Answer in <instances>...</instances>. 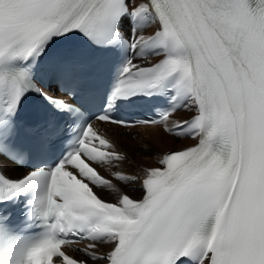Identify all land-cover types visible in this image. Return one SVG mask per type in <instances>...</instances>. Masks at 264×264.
Instances as JSON below:
<instances>
[{
  "label": "snow or ice",
  "instance_id": "6c2138e0",
  "mask_svg": "<svg viewBox=\"0 0 264 264\" xmlns=\"http://www.w3.org/2000/svg\"><path fill=\"white\" fill-rule=\"evenodd\" d=\"M96 121L196 143L112 171L127 156ZM16 136L42 167L0 182L44 184L50 227L27 264H264V0H0V140Z\"/></svg>",
  "mask_w": 264,
  "mask_h": 264
},
{
  "label": "bare ground",
  "instance_id": "6f19581e",
  "mask_svg": "<svg viewBox=\"0 0 264 264\" xmlns=\"http://www.w3.org/2000/svg\"><path fill=\"white\" fill-rule=\"evenodd\" d=\"M151 31L152 29L149 28L145 31L144 34L145 35L146 33L150 34ZM176 116L180 120L181 118L188 117L189 113H186L183 110H180L177 113H173L169 117L168 126L176 124L177 122L176 121L177 118H175ZM163 126L164 125H155V124L139 125L137 127L130 129L132 131H127V130L123 131L124 129L115 128L101 121L95 122V127L99 130V132H101L109 139H111L116 144L117 150L119 152L126 154L127 156L126 160L130 162L132 161V163H129L128 161L125 160L121 163L120 169H123L125 173L136 172L140 168L146 169L152 167H159V164L157 163V157L162 156L163 152H165L166 150H171L174 148L191 145L196 141L194 140L192 142V140H189L192 139L191 137H183V138H179L180 140H178L176 136L170 135L166 131H164ZM131 132L135 133L136 138H131V134H129ZM157 152L159 153L158 156H157ZM145 164L146 166H144ZM0 166L7 174L11 176H14L16 172H18V174L16 175H22L26 171V170H22L20 167L16 166L15 164L3 158L2 156H0ZM120 169H112V171H117ZM98 170L103 175L108 176L110 179H112L113 183L116 184L118 189L128 190L127 185L124 182L115 180L111 176L110 172H107L104 169H98ZM96 191H99V194L104 199L107 200L113 199V193L110 190L100 191L99 189H96ZM103 194H106L110 197H105ZM129 195L137 196L139 195V193L136 190L135 191L130 190ZM88 243H89L88 241L74 243V246L68 247L67 250L73 256L87 258L85 257L84 253L80 251V249H84L88 245Z\"/></svg>",
  "mask_w": 264,
  "mask_h": 264
},
{
  "label": "rangeland",
  "instance_id": "374dc122",
  "mask_svg": "<svg viewBox=\"0 0 264 264\" xmlns=\"http://www.w3.org/2000/svg\"><path fill=\"white\" fill-rule=\"evenodd\" d=\"M149 29V28H148ZM147 34V33H146ZM153 59H155V58H153ZM184 111V110H183ZM186 112V111H185ZM187 113V112H186ZM175 118H177L176 119V121H178L179 119H178V117L176 116ZM125 130H127V131H132V130H130V129H124L123 131H125ZM164 132V131H163ZM165 133V132H164ZM134 134V135H133ZM136 137V135H135V133L134 132H131V138H133V137ZM178 140H180V139H178ZM189 140H192V142L195 140V139H189ZM191 142V143H192ZM190 144V143H189ZM128 152V151H127ZM161 153V152H160ZM159 155V153L157 152V156ZM126 161H128V160H126ZM129 163H132V161L130 162V161H128ZM144 166H146V164L144 165ZM120 170H123V169H120ZM111 191V190H110ZM105 197H110V196H108V195H106V194H103Z\"/></svg>",
  "mask_w": 264,
  "mask_h": 264
}]
</instances>
